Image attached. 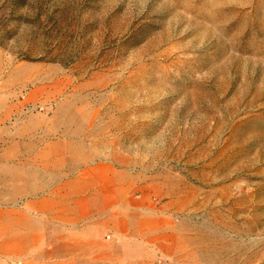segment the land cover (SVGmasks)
<instances>
[{
  "label": "rangeland",
  "instance_id": "rangeland-1",
  "mask_svg": "<svg viewBox=\"0 0 264 264\" xmlns=\"http://www.w3.org/2000/svg\"><path fill=\"white\" fill-rule=\"evenodd\" d=\"M0 264H264V0H0Z\"/></svg>",
  "mask_w": 264,
  "mask_h": 264
},
{
  "label": "crops",
  "instance_id": "crops-1",
  "mask_svg": "<svg viewBox=\"0 0 264 264\" xmlns=\"http://www.w3.org/2000/svg\"><path fill=\"white\" fill-rule=\"evenodd\" d=\"M98 199H100V197L97 196V197H95V198L92 199V200H93L94 203H96V202H98ZM84 202H87V200H85Z\"/></svg>",
  "mask_w": 264,
  "mask_h": 264
}]
</instances>
